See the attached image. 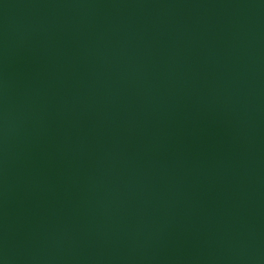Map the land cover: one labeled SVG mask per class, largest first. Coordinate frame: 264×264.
<instances>
[{
    "label": "water",
    "instance_id": "water-1",
    "mask_svg": "<svg viewBox=\"0 0 264 264\" xmlns=\"http://www.w3.org/2000/svg\"><path fill=\"white\" fill-rule=\"evenodd\" d=\"M0 264H264V0H0Z\"/></svg>",
    "mask_w": 264,
    "mask_h": 264
}]
</instances>
